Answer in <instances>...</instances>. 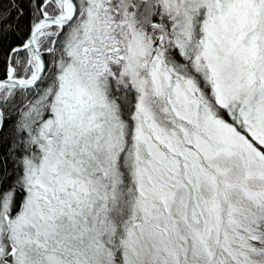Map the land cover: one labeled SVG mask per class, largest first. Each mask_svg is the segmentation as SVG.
<instances>
[{
    "label": "snow or ice",
    "instance_id": "snow-or-ice-1",
    "mask_svg": "<svg viewBox=\"0 0 264 264\" xmlns=\"http://www.w3.org/2000/svg\"><path fill=\"white\" fill-rule=\"evenodd\" d=\"M0 264H264V0H0Z\"/></svg>",
    "mask_w": 264,
    "mask_h": 264
}]
</instances>
